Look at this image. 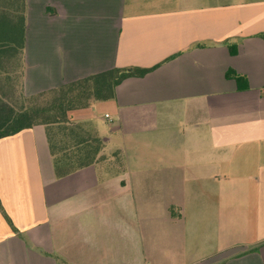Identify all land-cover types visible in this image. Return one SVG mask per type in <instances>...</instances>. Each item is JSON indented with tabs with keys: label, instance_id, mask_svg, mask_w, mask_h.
Listing matches in <instances>:
<instances>
[{
	"label": "crops",
	"instance_id": "obj_1",
	"mask_svg": "<svg viewBox=\"0 0 264 264\" xmlns=\"http://www.w3.org/2000/svg\"><path fill=\"white\" fill-rule=\"evenodd\" d=\"M23 60L25 94L154 68L69 112L89 165L58 176L42 124L0 138V264H264V0H27Z\"/></svg>",
	"mask_w": 264,
	"mask_h": 264
},
{
	"label": "trees",
	"instance_id": "obj_2",
	"mask_svg": "<svg viewBox=\"0 0 264 264\" xmlns=\"http://www.w3.org/2000/svg\"><path fill=\"white\" fill-rule=\"evenodd\" d=\"M26 30L27 0H0V138L38 124L44 125L55 172L62 176L102 158L101 154L98 155L102 140L76 133L79 125L69 124V112L113 99L116 87L125 78L143 76L154 67H113L25 94L23 53ZM230 51L235 53L236 46H231ZM226 76L236 79L239 87H248L247 77L233 68L226 71ZM19 83L18 97L11 98ZM62 132L70 135V141L59 138Z\"/></svg>",
	"mask_w": 264,
	"mask_h": 264
},
{
	"label": "rangeland",
	"instance_id": "obj_3",
	"mask_svg": "<svg viewBox=\"0 0 264 264\" xmlns=\"http://www.w3.org/2000/svg\"><path fill=\"white\" fill-rule=\"evenodd\" d=\"M17 84H18V82H17ZM20 86L21 85L19 83V88H16V91L14 92L12 97H11V93H10V97L11 98L18 97ZM102 119H105L104 116L102 114L98 113L97 119H95V121L99 125H101V128L103 129L105 136H109V137L112 138L111 141L108 143V146H107L109 148L108 150H110L111 148L114 147L115 143L118 142V138L116 137V135L110 133V129L111 128L109 126L108 121L107 120H102ZM146 206H147V210L149 212H155V213H158V214L165 213V215L166 214H171L172 215V214H177L180 211L179 205H172V204L170 205L169 203H165V204L148 203ZM156 224H157L158 228H163L165 230L166 229H170L173 226L172 220H170V219L169 220L165 219L163 222L157 221ZM190 246L192 247L193 245H190ZM168 264H170V263H168Z\"/></svg>",
	"mask_w": 264,
	"mask_h": 264
},
{
	"label": "built area",
	"instance_id": "obj_4",
	"mask_svg": "<svg viewBox=\"0 0 264 264\" xmlns=\"http://www.w3.org/2000/svg\"><path fill=\"white\" fill-rule=\"evenodd\" d=\"M106 117H108V114H105Z\"/></svg>",
	"mask_w": 264,
	"mask_h": 264
}]
</instances>
